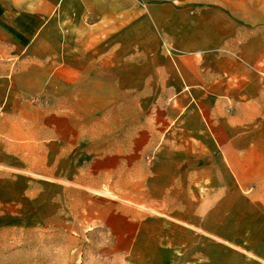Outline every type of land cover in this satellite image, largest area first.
Masks as SVG:
<instances>
[{
    "label": "crops",
    "instance_id": "1",
    "mask_svg": "<svg viewBox=\"0 0 264 264\" xmlns=\"http://www.w3.org/2000/svg\"><path fill=\"white\" fill-rule=\"evenodd\" d=\"M0 46L14 55L2 99L44 95L62 116L126 103L124 140L102 147L143 155L92 159L99 176L124 159L125 187L140 171L145 215L102 218L116 247L188 264H245L233 245L264 252V0H0ZM84 132L61 148L88 144Z\"/></svg>",
    "mask_w": 264,
    "mask_h": 264
},
{
    "label": "rangeland",
    "instance_id": "2",
    "mask_svg": "<svg viewBox=\"0 0 264 264\" xmlns=\"http://www.w3.org/2000/svg\"><path fill=\"white\" fill-rule=\"evenodd\" d=\"M13 56L0 46V264H188L168 262L166 253L152 259L150 246L119 249L102 220L108 212L145 215L140 213L139 170L133 184L125 187L124 159L114 174L99 176L92 167L93 158L131 152L102 147L105 141L124 140V118L119 113L126 103L116 102L117 115L62 116L55 108L59 100L46 101L44 95L20 102L2 99L5 90L13 91ZM4 75L11 76L6 86ZM129 107L140 109L134 101ZM138 120L134 117V124ZM78 127L85 130L84 141L89 143L61 148L66 133ZM136 154L143 155L139 150L130 153L138 159ZM228 247L243 253L245 264H264V252L255 255L252 245ZM213 252L219 255V247L213 246Z\"/></svg>",
    "mask_w": 264,
    "mask_h": 264
}]
</instances>
